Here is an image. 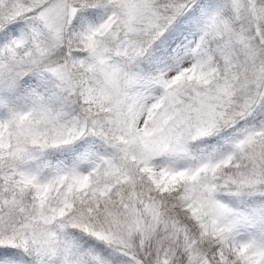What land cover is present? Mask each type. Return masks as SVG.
<instances>
[{
	"label": "snow or ice",
	"instance_id": "snow-or-ice-1",
	"mask_svg": "<svg viewBox=\"0 0 264 264\" xmlns=\"http://www.w3.org/2000/svg\"><path fill=\"white\" fill-rule=\"evenodd\" d=\"M0 264H264V0H0Z\"/></svg>",
	"mask_w": 264,
	"mask_h": 264
}]
</instances>
